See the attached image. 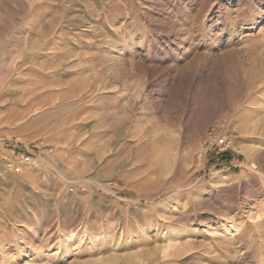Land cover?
<instances>
[{
	"label": "rangeland",
	"instance_id": "374dc122",
	"mask_svg": "<svg viewBox=\"0 0 264 264\" xmlns=\"http://www.w3.org/2000/svg\"><path fill=\"white\" fill-rule=\"evenodd\" d=\"M0 264H264V0H0Z\"/></svg>",
	"mask_w": 264,
	"mask_h": 264
},
{
	"label": "built area",
	"instance_id": "2783aa9c",
	"mask_svg": "<svg viewBox=\"0 0 264 264\" xmlns=\"http://www.w3.org/2000/svg\"><path fill=\"white\" fill-rule=\"evenodd\" d=\"M214 135V136H213ZM211 135L210 140H214V150L217 153L218 164H225V157L227 155L234 154V139L232 134L223 133L220 135ZM213 137V138H212ZM16 155L11 158L4 157L7 161L6 166L13 173H20L24 168L29 167L35 163L32 150L29 147L24 148H15ZM235 167V166H233ZM7 172V171H6Z\"/></svg>",
	"mask_w": 264,
	"mask_h": 264
},
{
	"label": "bare ground",
	"instance_id": "6f19581e",
	"mask_svg": "<svg viewBox=\"0 0 264 264\" xmlns=\"http://www.w3.org/2000/svg\"><path fill=\"white\" fill-rule=\"evenodd\" d=\"M28 106H29V105H28ZM216 130H217V129H216ZM218 130H219V129H218ZM217 132H218V131H217ZM215 134H216V133H215ZM210 136H211V135L208 134L206 140H208V139L210 138ZM208 137H209V138H208ZM242 148H243V147H242ZM244 150H245V148L242 149V151H244ZM244 152H245V151H244ZM242 153H243V152H242ZM176 246H177V245H176ZM172 247L175 248V246H165L163 251H164V252H166V251H171ZM174 251H175V250H174ZM136 257H137V255H136Z\"/></svg>",
	"mask_w": 264,
	"mask_h": 264
},
{
	"label": "crops",
	"instance_id": "0c3cea01",
	"mask_svg": "<svg viewBox=\"0 0 264 264\" xmlns=\"http://www.w3.org/2000/svg\"><path fill=\"white\" fill-rule=\"evenodd\" d=\"M231 155H232V154H231ZM231 155H230V156L227 155V156L225 157V160H226L225 163H229V162L231 163V162H232L231 164L234 165L235 167H237L238 165H237L236 161L233 162V160H232V156H231Z\"/></svg>",
	"mask_w": 264,
	"mask_h": 264
}]
</instances>
